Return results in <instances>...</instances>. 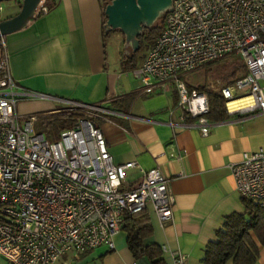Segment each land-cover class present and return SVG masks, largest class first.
I'll return each mask as SVG.
<instances>
[{
  "label": "built area",
  "instance_id": "1",
  "mask_svg": "<svg viewBox=\"0 0 264 264\" xmlns=\"http://www.w3.org/2000/svg\"><path fill=\"white\" fill-rule=\"evenodd\" d=\"M47 9L39 0L33 14ZM232 54L245 72L217 88L224 112H264V0H171L160 30L132 73L142 93L173 89L182 125L206 135L219 121L208 117V89L188 86L182 77ZM37 95L42 96L20 88L12 78L0 35L2 258L10 264H50L65 253L77 256L101 244L111 248L123 212L146 203L159 221L170 217L169 178L157 166L142 170L135 186L123 185L125 169L134 162L112 161L94 120L97 104L58 98L49 114L77 109L79 114L48 139L33 130L39 113L15 111L19 99ZM228 166L235 189L264 207V150H244ZM170 257L172 264H184L183 253L171 251Z\"/></svg>",
  "mask_w": 264,
  "mask_h": 264
},
{
  "label": "crops",
  "instance_id": "2",
  "mask_svg": "<svg viewBox=\"0 0 264 264\" xmlns=\"http://www.w3.org/2000/svg\"><path fill=\"white\" fill-rule=\"evenodd\" d=\"M109 1L55 0L46 12L3 35L12 78L20 88L42 95L19 99L15 111L39 113L33 130L54 139L59 131L45 130L39 121L53 115L48 111L58 98L97 104L94 120L112 161L134 162L125 169L123 185L135 186L142 170L153 166L169 178L170 217L159 221L146 203L150 232L143 241L160 245L163 264H172L171 251L183 253L184 264H200L203 246L224 216L243 210L228 165L244 150H264V112H224L221 119L208 114L219 121L206 135L182 125L174 90L140 92L132 69L142 58L135 62L129 52L124 56L109 48L112 31L124 42L118 29L103 26L102 6ZM112 241L111 248L101 244L77 256L65 253L50 264H148L132 255L123 229ZM0 264L10 263L0 256ZM252 264H264V243L258 244Z\"/></svg>",
  "mask_w": 264,
  "mask_h": 264
},
{
  "label": "trees",
  "instance_id": "3",
  "mask_svg": "<svg viewBox=\"0 0 264 264\" xmlns=\"http://www.w3.org/2000/svg\"><path fill=\"white\" fill-rule=\"evenodd\" d=\"M54 2L55 0H44L48 9ZM40 14L42 13H38L34 17ZM101 14L103 23L104 15L102 11ZM163 14L164 12L159 15L158 24L145 27L143 36H138V43L150 35V39L147 38L149 40L147 43L150 44L162 26ZM156 29V33L150 34V31H156ZM235 58L237 59V64L228 74L230 78L237 73L242 74L245 72V67L240 58ZM226 78L224 76L223 79L225 80ZM228 81L226 79L225 83L229 84L230 82ZM197 87L202 88V86ZM208 99L210 107L209 116L214 119L223 118L225 113L222 97L219 92L217 90H208ZM78 114V109L71 112L53 114L52 116L45 117L39 123L44 125L45 130L56 132L64 127L71 126ZM242 202L243 210L241 212L232 211L226 214L220 226L215 229L214 238L204 244L199 261L200 264H224L227 260H230L231 264H252L255 261L258 254V244L264 243V207L244 196L242 197ZM120 228L125 231L126 245L135 258L143 257L148 264H163L160 245L157 243H145L143 241L150 232L148 211L145 206L133 212L124 211Z\"/></svg>",
  "mask_w": 264,
  "mask_h": 264
},
{
  "label": "water",
  "instance_id": "4",
  "mask_svg": "<svg viewBox=\"0 0 264 264\" xmlns=\"http://www.w3.org/2000/svg\"><path fill=\"white\" fill-rule=\"evenodd\" d=\"M1 1V0H0ZM39 0H20L18 10L0 19V35L24 26L34 18V8ZM171 0H110L103 7L105 30L118 29L124 43L134 50L138 47V35L149 27L162 12L169 10Z\"/></svg>",
  "mask_w": 264,
  "mask_h": 264
},
{
  "label": "rangeland",
  "instance_id": "5",
  "mask_svg": "<svg viewBox=\"0 0 264 264\" xmlns=\"http://www.w3.org/2000/svg\"><path fill=\"white\" fill-rule=\"evenodd\" d=\"M15 1H17V3L20 4V0H1L0 1V7H1L0 15L3 16V15H8V14H14L15 12L14 10H16V7L18 5L17 3H15ZM159 15L155 18L152 24H158L157 20L159 18ZM156 32H157V29L156 31L155 30L150 31V34L152 33L153 35ZM149 36L150 35H148L147 38H149ZM110 37H111L110 40H112V42L109 39H107V44L109 45V48H111L112 51L115 49L114 51L122 55L124 54V56H126V53L129 52L128 56L130 57V59H132V61H135V62H137L140 58H142L146 48L149 46V43H147L149 42V40L147 38H143L140 41V43H138V47L133 50L130 47V45L125 44L124 42H121L120 36H118L116 32L112 31ZM235 57H238V56L233 55V54L226 55L217 60L205 63L199 66L198 68L190 71L189 73L185 74L182 77V80L188 86L189 85L202 86V87H207L208 90H217V88H219L221 85L226 84L225 83L226 79L229 80L228 82H231V80L235 76L241 74V73H237L235 76L231 78L228 76V74L232 71V69L235 68V65L237 64V59ZM224 76L227 77L225 80L223 79ZM35 130H37V128ZM47 138L52 139L51 137H48V136Z\"/></svg>",
  "mask_w": 264,
  "mask_h": 264
},
{
  "label": "flooded vegetation",
  "instance_id": "6",
  "mask_svg": "<svg viewBox=\"0 0 264 264\" xmlns=\"http://www.w3.org/2000/svg\"><path fill=\"white\" fill-rule=\"evenodd\" d=\"M144 29H145V27L142 28V32L139 34V35H141V37L143 36V31H144ZM139 35H138V36H139Z\"/></svg>",
  "mask_w": 264,
  "mask_h": 264
},
{
  "label": "bare ground",
  "instance_id": "7",
  "mask_svg": "<svg viewBox=\"0 0 264 264\" xmlns=\"http://www.w3.org/2000/svg\"><path fill=\"white\" fill-rule=\"evenodd\" d=\"M232 104H234V103H232Z\"/></svg>",
  "mask_w": 264,
  "mask_h": 264
}]
</instances>
